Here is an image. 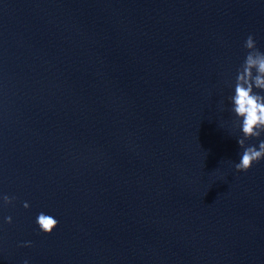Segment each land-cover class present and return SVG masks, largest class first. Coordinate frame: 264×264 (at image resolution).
Masks as SVG:
<instances>
[{"label":"water","instance_id":"95a60500","mask_svg":"<svg viewBox=\"0 0 264 264\" xmlns=\"http://www.w3.org/2000/svg\"><path fill=\"white\" fill-rule=\"evenodd\" d=\"M250 34L264 0H0V264H264V159L230 163Z\"/></svg>","mask_w":264,"mask_h":264},{"label":"clouds","instance_id":"9594fccd","mask_svg":"<svg viewBox=\"0 0 264 264\" xmlns=\"http://www.w3.org/2000/svg\"><path fill=\"white\" fill-rule=\"evenodd\" d=\"M245 54L242 62L236 69L235 78L230 82L233 93L228 96L229 111L233 114L230 127L233 131L241 133L237 137V143L241 149L239 162H230L238 172H247L254 163L264 159V50L257 47L253 35H248L243 43ZM224 102L220 101L221 110ZM256 138L258 144H250L248 141ZM16 198L7 194H0V207L13 203ZM23 206L28 208L27 201ZM6 223H12V217L4 218ZM39 231L52 233L59 221L53 215L41 211L36 217ZM31 241L22 242L21 246H31ZM24 264H28L25 260Z\"/></svg>","mask_w":264,"mask_h":264}]
</instances>
